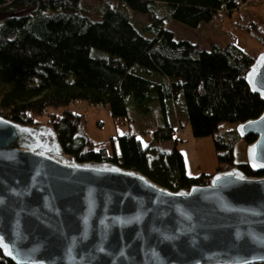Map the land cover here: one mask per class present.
I'll list each match as a JSON object with an SVG mask.
<instances>
[{
    "label": "trees",
    "instance_id": "trees-1",
    "mask_svg": "<svg viewBox=\"0 0 264 264\" xmlns=\"http://www.w3.org/2000/svg\"><path fill=\"white\" fill-rule=\"evenodd\" d=\"M120 1L146 17L144 33L110 5L94 19L82 0H0V116L29 126L45 117L63 151L77 161L113 163L178 191L205 185L212 175L188 174L175 146L179 126L170 114L180 102L192 136L212 138L215 172L236 166L264 176L246 161L236 163L233 153L238 141L256 138H241L235 126L264 110V100L245 80L256 55L234 42H211L200 50L165 26L174 20L196 27L223 12L230 15L241 10L236 0ZM255 36L264 48V38ZM76 104L103 105L131 127L95 144L85 114L71 108ZM149 130L151 140L143 144L138 133ZM171 141L170 149L162 146ZM0 264L15 263L0 249Z\"/></svg>",
    "mask_w": 264,
    "mask_h": 264
},
{
    "label": "water",
    "instance_id": "water-1",
    "mask_svg": "<svg viewBox=\"0 0 264 264\" xmlns=\"http://www.w3.org/2000/svg\"><path fill=\"white\" fill-rule=\"evenodd\" d=\"M245 80L264 100V51ZM236 131L264 172V110ZM0 249L15 264H264V176L233 167L171 191L0 116Z\"/></svg>",
    "mask_w": 264,
    "mask_h": 264
},
{
    "label": "rangeland",
    "instance_id": "rangeland-1",
    "mask_svg": "<svg viewBox=\"0 0 264 264\" xmlns=\"http://www.w3.org/2000/svg\"><path fill=\"white\" fill-rule=\"evenodd\" d=\"M249 3L247 7H242L240 11H233L230 15L223 12L218 14L214 20L203 21L196 27H190L174 20H167L165 26L173 32L176 39L189 40L195 43L200 50L208 49L211 42L220 45L234 42L239 47L253 52L257 57L260 52L264 51L263 46L261 47L259 40L255 36L258 35L264 38V7L262 0H256V3L251 5ZM81 5L88 12V15L94 19L101 17L102 9L106 5L117 7L125 12L143 33L145 32L142 28L147 24L146 17L134 13L120 0H82ZM71 108L85 114V130L88 137L95 144L106 142L111 135L124 134L131 127V125L129 126L131 122L114 120L107 107L103 105L87 106L85 104H76L71 106ZM172 108V117L179 126L176 127L175 138L177 139V144L175 143V146L183 154L187 173L191 176L201 173L214 174L217 160L212 138H194L190 127L184 121L181 103L174 104ZM38 121L35 125L49 126L45 117L39 118ZM133 122L135 123L134 120ZM140 123L141 121L136 120L135 126ZM228 125L231 126V124L227 123L221 124V126ZM138 138L143 144H147L151 140V130L146 133H138ZM173 145L174 143L171 141L167 142V144L164 143L162 146L170 149ZM246 146L247 144L242 140L234 144L233 153L236 163L246 161Z\"/></svg>",
    "mask_w": 264,
    "mask_h": 264
},
{
    "label": "built area",
    "instance_id": "built-area-1",
    "mask_svg": "<svg viewBox=\"0 0 264 264\" xmlns=\"http://www.w3.org/2000/svg\"><path fill=\"white\" fill-rule=\"evenodd\" d=\"M251 0H236L235 2L238 3V7L240 8H244V7H247L248 3L250 2ZM262 3H263V7H264V0H262Z\"/></svg>",
    "mask_w": 264,
    "mask_h": 264
},
{
    "label": "crops",
    "instance_id": "crops-1",
    "mask_svg": "<svg viewBox=\"0 0 264 264\" xmlns=\"http://www.w3.org/2000/svg\"><path fill=\"white\" fill-rule=\"evenodd\" d=\"M173 113L170 114V121H172L173 123H175L176 121L173 119ZM177 123V122H176ZM179 130V129H178ZM177 144V141L175 142ZM167 144V143H165ZM164 145V144H163ZM185 168H186V165H185Z\"/></svg>",
    "mask_w": 264,
    "mask_h": 264
}]
</instances>
